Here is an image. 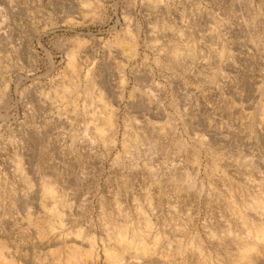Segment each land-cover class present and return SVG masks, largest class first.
<instances>
[{"label": "rangeland", "instance_id": "rangeland-1", "mask_svg": "<svg viewBox=\"0 0 264 264\" xmlns=\"http://www.w3.org/2000/svg\"><path fill=\"white\" fill-rule=\"evenodd\" d=\"M119 38L135 42L134 56ZM180 39L197 48L187 73L165 55ZM215 49L224 50L221 59ZM73 51L79 75L69 64ZM218 70L223 78L209 82ZM263 80L264 0H0L4 254L15 264H57L52 250L59 242L87 247L90 237L102 251L106 223L137 222V205L145 206L149 191L155 230L174 246L196 241L216 261L223 249L208 232L222 235L231 227L240 233L228 199L248 201L264 183V129L244 121L246 113L264 116ZM73 82L78 91L63 100L60 90ZM106 114L114 115L110 132ZM156 123H168L170 131H158ZM46 178L62 204L44 194ZM53 206L64 214L66 232L57 227L43 237L37 222ZM118 207L124 216L115 214ZM179 227L184 232L177 234ZM99 263L106 264L104 256Z\"/></svg>", "mask_w": 264, "mask_h": 264}, {"label": "bare ground", "instance_id": "bare-ground-1", "mask_svg": "<svg viewBox=\"0 0 264 264\" xmlns=\"http://www.w3.org/2000/svg\"><path fill=\"white\" fill-rule=\"evenodd\" d=\"M176 33H177L176 35L178 37L180 36V38L184 36V35L182 36L181 32L178 33V31H177ZM120 38H119V40H117V42L120 44V46L125 51H128L129 56H134L136 54L135 42L134 41H127V40L125 41V40L120 39ZM252 38H254V37H251V39ZM255 39L256 38H254V40ZM261 39H260V41H261ZM257 40H259V39H257ZM189 42L184 43L183 40H181V39L178 40L177 42L174 40V41L170 42V47H169L170 50L165 49L166 51H168L167 52L168 54L166 53L165 55L166 56L168 55V60L170 59L169 62H171V63L173 62L174 64H176L177 66H175V67H178V66L182 67L183 70H185L184 72H186V73L188 71L187 68L189 69V66H188L189 60L192 63V61L193 62L195 60L197 61V58H198L197 57L198 55L196 54L197 48L194 49L195 48V47H193L194 44L193 43L190 44ZM252 42H254V41H252ZM221 50H223V49H221ZM221 50L215 49V51H213V53L217 52L214 55L219 57V59H221L225 53V52L223 53L224 50L223 51H221ZM75 58L76 57H75L74 51H73L70 54V63L69 64L71 65L73 72L75 74L79 75L80 65L77 63ZM174 64H173V66H174ZM189 71H190V69H189ZM209 75L210 76L208 78L210 80L209 79H207V80H209V82L211 81V82L215 83V82H217L218 78L220 76L222 77L224 74L222 75L220 73V71L218 70V71L211 72V74H209ZM200 76H201V74H200ZM87 77H89V76H87ZM91 79H93V78H91V77L87 78L86 87H85L86 98L89 100L93 98V95H92L93 90L92 89L94 88V83H95V82H93L94 80L92 81ZM197 89L204 90V89H202L201 86H200V88L197 87ZM258 90L260 91V93H264V80H263V84H261L258 87ZM76 91H78V86L76 85V82L75 83L73 82V85L63 87V89L60 90L59 95H60V97L63 98V100L64 99L66 100V99H69L71 94H73ZM97 100L99 101V102L96 101L97 103H99V106L102 105V108L106 107L105 109H107V106L103 102V98H98ZM84 111H86V114L90 113V116H91V114L94 113L92 116L96 117L94 110L85 109ZM92 111H93V113H91ZM262 114L263 113H260V115H259V112L258 113L251 112L248 114L246 113V114H244V121L246 120V122H247L246 124L248 125V127L254 128V127H257V125L259 126V124H260L264 129V116ZM93 117L91 119H93ZM95 120L96 119H93V121H95ZM105 120L109 126V128H108L109 132L112 131L114 128V125H115L114 115L113 114L107 115L105 117ZM167 124L160 123V124L154 125V128H156L160 132H163V131L166 132V128L168 130V127H170V125L169 124L167 125ZM95 128H96L97 133H99L101 135L100 138L106 139V137H105V134L107 133L106 130L103 127H101V125H98V124L95 125ZM168 131H170V130H168ZM135 135H137V134H135ZM135 137L137 138V136H135ZM128 140H129V138H128ZM196 140H198V143H201V145L204 144L203 140L200 137L198 139L196 138ZM179 143L182 144L181 142H178V144ZM180 147H183V146L180 145ZM185 151H186V149H185ZM197 151L198 150L196 149L195 152L197 153ZM196 161H197V159H196ZM214 163H216V162H214ZM214 163H211V164H213L212 165L213 172L218 169V167ZM17 165H16L17 167L16 166L15 167L17 168V171L19 172V174L21 176L20 178H22V181L24 182V184H26L29 187L31 184H30L28 177L24 173L22 166L18 163H17ZM212 167L210 169H212ZM213 174H215V173H213ZM175 179H177V178H175ZM179 179H180V177H179ZM191 184H192V182H191ZM42 187L44 189V194L47 197H50L52 200H54L56 202V204L57 203L58 204L63 203V201L60 200L57 197V195H55V191L51 187V185H49L47 178L43 179ZM29 188H31V186ZM257 188L258 189L255 191V193L251 197V199L248 201L243 200V202L241 204H237V202L235 200H233L234 198L232 200L226 198L225 196L227 195L228 192L227 193L225 192L226 195L224 196V198L228 199L227 208L229 207V209H230L229 212H231V215L233 216V219H234L237 227L240 228V233H235L236 231H233L231 227L230 228L226 227V229H224L222 235H218L217 233L212 232V231L208 232L210 239L212 240L213 243H215L214 245L216 246V248L221 249V247H222V249H223L221 255L217 256L216 261H212V259L209 256L205 255L202 251L203 249H201V247H202L201 244L199 245L198 243H196V241L194 242V240H193V242L189 241L190 243H185V241L183 242V240H182V241L177 242L176 246H174L173 245L174 243L173 244L171 243L173 241L168 240L167 238H165L161 234L160 231L155 230L156 227L154 228V222H152L153 219L151 217L153 214H151L149 212L152 208V198H151L152 196L150 197L149 191L146 193V198H145L146 204H145V206L141 205V204L137 205V208H136V218H137L136 220H137V222L126 221L125 223L124 222L121 223V222H119V220L116 221L114 219V220H110L106 223V225H109L110 228H107L108 229L107 237L104 240V244H103L104 247H103L102 251H100V248H98L97 240L95 239V237L88 238L87 239V247H85V246H81L80 244H77L75 242L71 243V241H68V239H63V241H62V239L60 237H58L59 234H56L55 238L56 239L58 238L62 241V242H59L62 244V247H58V248L56 247V249L52 250V253H54V257H56V259H57V264H85V262L87 263L88 260L90 261L88 264H101L99 262L102 260L103 256H104V260H105L106 264H191V260L196 259V258L200 264L201 263H204V264H256L257 261H259V259H261V258L264 259V183L258 184ZM225 193H223V194H225ZM233 193L235 194L234 191H233ZM227 197H229V196H227ZM171 207H172V205H171ZM123 213H124L123 209L118 207L115 214H117L119 216H124ZM250 213H251V215H250ZM47 214H48V216H50L49 218L42 220L41 222H39V221L37 222V227H38V231H39L40 235H42L44 237L48 233V231H50V230H51V232L55 231L57 229V227H59L61 230L60 234L66 232L65 231V223H64V221H65L64 214L62 213V211L57 206H53L51 208H48ZM253 216H254V218H253ZM180 227L176 228V233H177V231L178 232H184L183 230H181V229H183V227L182 228H180ZM169 229H170V227H169ZM173 231H174V229H173ZM25 233L28 234L27 232H25ZM26 234H24V235H26ZM181 234H183V233H181ZM81 235L82 234H80L79 232L77 233V237L80 236L79 238H81ZM25 237H27V236H25ZM77 237H76V240H77ZM83 241H84V238H83ZM4 248H5L4 243H0V264H15L16 259L13 260L12 258L10 259L9 257H7L4 254ZM101 248H102V246H101ZM217 249H216V251H217ZM175 250H176V252H175ZM217 253H219V252H217ZM102 254H103V256H102ZM210 254H208V255H210ZM221 257L223 259H221ZM39 261L41 262L40 259H39ZM42 261H43V259H42ZM28 262H30V261H28ZM41 264H46V263L41 262ZM48 264H49V262H48Z\"/></svg>", "mask_w": 264, "mask_h": 264}]
</instances>
